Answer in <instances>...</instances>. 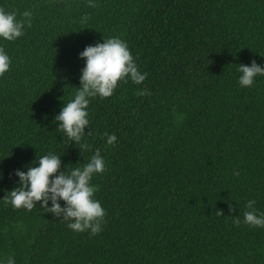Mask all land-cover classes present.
Here are the masks:
<instances>
[{"label":"trees","instance_id":"obj_1","mask_svg":"<svg viewBox=\"0 0 264 264\" xmlns=\"http://www.w3.org/2000/svg\"><path fill=\"white\" fill-rule=\"evenodd\" d=\"M93 2L0 0L17 20L32 13L21 37H0L11 61L0 77V264H264V227L244 222L249 200L264 215V76L239 83L240 64L264 67V0ZM111 38L147 78L89 98L86 135L70 142L55 117L81 86L80 53ZM97 149L99 234L71 230L42 202L28 211L4 199L40 157L60 155L70 172Z\"/></svg>","mask_w":264,"mask_h":264},{"label":"clouds","instance_id":"obj_2","mask_svg":"<svg viewBox=\"0 0 264 264\" xmlns=\"http://www.w3.org/2000/svg\"><path fill=\"white\" fill-rule=\"evenodd\" d=\"M89 7L95 8L98 5L89 0ZM24 20H17V12H6L0 7V37L8 41H14L21 37L25 24L31 27V11H25ZM87 16L84 20H87ZM82 59H86V67L82 69L81 86L75 98L65 104L55 121L59 122L57 130L63 131L67 139L76 144L80 143L85 134V128L90 125L87 118L89 98L97 95L111 97L119 81L128 82L130 79L135 84H141L147 78V73H141L134 58L128 49L126 42L119 38L105 40L104 43L95 46H87L80 53ZM10 58L0 47V77L9 70ZM239 72L242 75L239 83L242 87H251L257 75L264 76V67H261L255 60L251 65H239ZM150 94L146 89L141 90L137 95ZM88 134H91L88 133ZM107 137V143L114 145L117 141L115 134H103ZM90 145L83 144L82 150H88ZM38 167H29L28 170H16L15 175L20 178L19 187L11 190L10 199L7 194L4 199L10 202L14 209H27L32 211L38 202L45 212L53 213L55 217L63 218L69 222L68 227L75 232L90 231L93 236L102 230L105 223L106 212L94 194L98 187L91 184L94 174L103 173L107 169L97 149L91 157L90 162L83 168H74L70 172L61 171V156L50 154L38 159ZM239 172L235 175L239 176ZM65 202L62 207L60 201ZM51 201V207H49ZM255 200H249L246 207L251 211L244 212V222L252 227H264V215L256 214ZM234 211V209H232ZM217 215L223 216V211H217ZM234 223L238 226L240 219L235 216ZM7 264H15L14 259L9 258Z\"/></svg>","mask_w":264,"mask_h":264}]
</instances>
